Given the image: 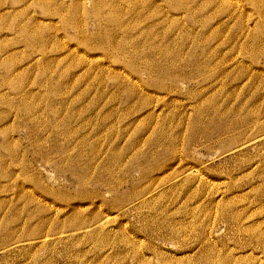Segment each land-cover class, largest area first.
Wrapping results in <instances>:
<instances>
[{
  "label": "rangeland",
  "instance_id": "obj_1",
  "mask_svg": "<svg viewBox=\"0 0 264 264\" xmlns=\"http://www.w3.org/2000/svg\"><path fill=\"white\" fill-rule=\"evenodd\" d=\"M220 262L264 264V0H0V264Z\"/></svg>",
  "mask_w": 264,
  "mask_h": 264
},
{
  "label": "bare ground",
  "instance_id": "obj_2",
  "mask_svg": "<svg viewBox=\"0 0 264 264\" xmlns=\"http://www.w3.org/2000/svg\"><path fill=\"white\" fill-rule=\"evenodd\" d=\"M223 259H224V258H223ZM220 260H221V259H220ZM225 260H227V259L225 258L224 261H225ZM226 262H227V261H226ZM221 263H222V262H220V264H221Z\"/></svg>",
  "mask_w": 264,
  "mask_h": 264
}]
</instances>
